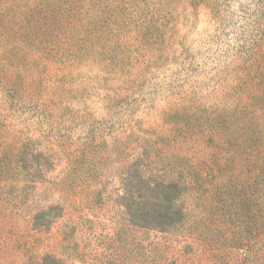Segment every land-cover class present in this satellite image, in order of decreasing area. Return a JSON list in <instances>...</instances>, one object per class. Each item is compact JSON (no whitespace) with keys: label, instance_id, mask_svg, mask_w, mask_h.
I'll list each match as a JSON object with an SVG mask.
<instances>
[{"label":"rangeland","instance_id":"374dc122","mask_svg":"<svg viewBox=\"0 0 264 264\" xmlns=\"http://www.w3.org/2000/svg\"><path fill=\"white\" fill-rule=\"evenodd\" d=\"M120 3L0 0V264H264V0ZM132 166L180 227L128 223Z\"/></svg>","mask_w":264,"mask_h":264},{"label":"trees","instance_id":"16d2710c","mask_svg":"<svg viewBox=\"0 0 264 264\" xmlns=\"http://www.w3.org/2000/svg\"><path fill=\"white\" fill-rule=\"evenodd\" d=\"M123 4L125 0H120ZM203 0H192L195 8ZM119 4V6H124ZM122 8V7H121ZM133 167V174L126 175L124 193L120 198L125 210L128 223L141 229L167 232L180 227L189 216V210L180 201H183L187 193V185L180 183L179 179H151L145 178ZM22 169L27 166L22 165ZM179 176H181L179 174ZM52 211H58L57 206L48 208L39 214L46 215ZM38 215V214H37ZM34 216L37 220L39 216ZM54 216H58V213ZM40 264H62L54 257L47 255Z\"/></svg>","mask_w":264,"mask_h":264}]
</instances>
